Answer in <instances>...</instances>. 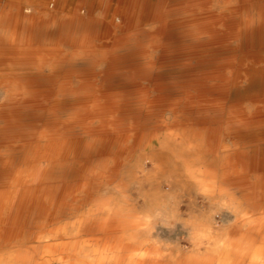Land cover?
<instances>
[{"label": "bare ground", "instance_id": "1", "mask_svg": "<svg viewBox=\"0 0 264 264\" xmlns=\"http://www.w3.org/2000/svg\"><path fill=\"white\" fill-rule=\"evenodd\" d=\"M144 1L75 0L62 7L50 0H0V98L11 108L0 111V264H264V147L233 151L224 137L209 135L210 123L172 128L161 147L166 156L154 152L147 159L167 184H152L137 207L129 196L133 180L118 177L117 137L91 126L97 103L56 131H21L36 124L30 101L38 94L72 93L65 76L75 69L97 72L103 65L101 78L110 85L136 78L142 66L156 72L155 47L195 53L228 39L264 47V0H162L153 41L137 36L128 21V9ZM192 14L208 21L195 25ZM229 14L242 24L224 27ZM181 16L189 22L178 25ZM112 37L113 50L102 58L99 47L110 46ZM61 39L69 54L58 52ZM205 55L196 66L210 65ZM258 65L255 81L264 86V62ZM207 81L206 97L230 90L226 78L209 81L217 87ZM210 99L203 101L209 107ZM255 136L264 138V131ZM177 138L178 150L171 141ZM212 206L229 213V224L215 223L216 214L207 210ZM180 227L189 231L193 251L181 253L180 245L178 255L163 254L154 238L165 229L179 235Z\"/></svg>", "mask_w": 264, "mask_h": 264}, {"label": "rangeland", "instance_id": "2", "mask_svg": "<svg viewBox=\"0 0 264 264\" xmlns=\"http://www.w3.org/2000/svg\"><path fill=\"white\" fill-rule=\"evenodd\" d=\"M50 1L59 3L63 7L68 1L75 0ZM148 1H144V4L140 2V4L129 8L127 14L130 26L139 31L137 36L153 41L158 36L153 29V24H161L163 19L159 17L162 0ZM97 13L96 16L101 17V11ZM191 16L193 18L189 20L194 21L195 25L208 21L206 17L196 18V14ZM241 19L240 16L229 14L221 24L224 27H226L225 25L230 27L234 24H242L243 20ZM189 20L187 16H181L178 19V25L189 22ZM150 25L152 26L150 27ZM113 40L114 37L108 40L110 46L101 45L99 47L98 54L102 58L103 55L105 56L113 50L111 42ZM61 41L58 52L62 55L69 54L71 48L62 39ZM202 53L204 55L207 53L205 59L207 56L211 59L209 66L207 64L196 66L197 62L202 60V56H199ZM150 56L155 62L156 72L150 73L146 67L142 66L139 68L136 78L134 76L128 79L118 78L110 85L101 78V73L104 70L103 65L99 66L97 72L96 70L95 72L94 70L89 71V69H75L69 72L65 77L70 83L72 93L61 97H58L56 92L38 94L30 101V104L36 107L34 112V118L37 119L36 124L31 128L21 130L26 134L39 133L42 130L49 133L56 131L63 128L62 124H68V120L73 116L83 118L90 111L89 107L94 102L97 103L100 110L94 115L95 119L91 118L93 121L91 126L97 133L117 137L118 143L113 152L119 159H117L118 177L122 176L121 178L126 180H133L134 193L132 192L129 196L131 204H136L137 207L144 206V196L151 194L153 185L160 184L165 187L167 184L166 176L163 173L159 174L160 171H155L156 167L147 159L154 152L159 158L166 156L162 153L161 147L165 141L172 137L170 136L172 128L179 130L195 124L210 123L212 132L209 135L224 137L233 151L239 152L243 149L252 152L264 147V138L260 139L255 136L264 131V86L255 81V77L258 75L257 71L262 70V66L258 64L262 65L264 62L263 46L251 47L246 44L241 47L238 40L228 39L215 41L212 46L206 49L197 48L195 53L183 46H177L171 50L164 49L163 46L155 47ZM207 78L209 81L226 78L230 89L226 96H220V92L214 91L213 97L204 96V84ZM216 81L209 83L217 87ZM196 85L201 87L198 92V87L197 90L195 89ZM188 95L195 99L184 100ZM209 98L213 105L211 107L208 103L203 102ZM217 100L224 101L225 105H219ZM18 103L21 105L23 102L19 101ZM9 105V102L0 98V111H10ZM54 105H59L56 107L58 112H53ZM22 113L27 115L28 111ZM175 117L178 118L179 123L173 124ZM86 122L88 123V121ZM2 136L4 135H0V141L4 138ZM171 141L173 148L178 150L182 140L177 138V140L171 139ZM56 148H59V144L56 145ZM181 167V165L178 166L179 169ZM130 176L132 177L130 178ZM140 185L144 192L140 193ZM180 193L182 194V192ZM213 207H208L207 210H213L211 211L213 215L216 214V217L214 216L215 223L219 226L229 224L228 222L231 221V217L227 216L229 213L225 210L217 212V207ZM143 218L145 217L143 216ZM178 230L180 233L178 232L179 235H176L175 232L165 229L159 237L154 238V245L159 246L163 254L178 255L180 251H177L176 246L180 245L181 253L190 254L194 248L190 242L189 231L183 230L181 227ZM206 246V244L202 246L203 250Z\"/></svg>", "mask_w": 264, "mask_h": 264}]
</instances>
